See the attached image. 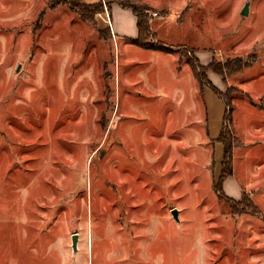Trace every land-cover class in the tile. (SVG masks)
Segmentation results:
<instances>
[{
  "label": "rangeland",
  "instance_id": "1",
  "mask_svg": "<svg viewBox=\"0 0 264 264\" xmlns=\"http://www.w3.org/2000/svg\"><path fill=\"white\" fill-rule=\"evenodd\" d=\"M114 1L81 0L102 40L50 0H0V264H264V0H136L168 55L113 37ZM187 51L248 66L207 75L234 92L223 200L227 107Z\"/></svg>",
  "mask_w": 264,
  "mask_h": 264
},
{
  "label": "trees",
  "instance_id": "2",
  "mask_svg": "<svg viewBox=\"0 0 264 264\" xmlns=\"http://www.w3.org/2000/svg\"><path fill=\"white\" fill-rule=\"evenodd\" d=\"M120 9L124 11H130L136 19V29L138 32V38L136 41H132L131 44L143 51L160 53V54H172L174 51L165 48L161 44H150V41L153 39L156 40L155 35L151 31V19L150 15L153 13V10L142 3L136 0H115L113 2ZM59 8H66L71 14L75 15L80 22L83 24L93 27L97 31L98 36L105 40V31H101L99 28L98 18L104 15V6L102 3L88 6L81 2V0H50L49 9L55 11ZM183 54V53H182ZM182 58L187 61L195 81L199 84L200 88L211 90L219 99H221L224 105L227 107L224 117V124L222 129V134L220 138V144L223 146L224 158L222 162L221 176L219 182L215 185L214 190L219 199H225L222 186L224 180L231 175L232 170V150L234 147L227 140L226 134L228 129L232 126V113L230 111L232 96L234 92H228L226 95H222L219 91L213 88L207 80V75L213 73L216 76L224 78L225 75H236L243 70L248 68L247 65H242L241 63H227L225 65L215 64L208 67H202L197 61L193 52H185L182 55ZM256 213V212H255Z\"/></svg>",
  "mask_w": 264,
  "mask_h": 264
},
{
  "label": "crops",
  "instance_id": "3",
  "mask_svg": "<svg viewBox=\"0 0 264 264\" xmlns=\"http://www.w3.org/2000/svg\"><path fill=\"white\" fill-rule=\"evenodd\" d=\"M102 2H100V3H102ZM125 13L132 14L130 11H124V10L120 9L119 7H113L110 10L109 15H111L110 16L111 21H112L111 22V25H112L111 31L113 32V35H114L113 37L118 38L120 40H125V41H131V42L136 41L138 38V32L136 29V24H137L136 19L134 17V20H135L134 28L130 32H127L126 27H125ZM169 56H172V55H169ZM177 61L179 64L187 63V61L185 59L180 58V57L178 58Z\"/></svg>",
  "mask_w": 264,
  "mask_h": 264
},
{
  "label": "water",
  "instance_id": "4",
  "mask_svg": "<svg viewBox=\"0 0 264 264\" xmlns=\"http://www.w3.org/2000/svg\"><path fill=\"white\" fill-rule=\"evenodd\" d=\"M249 7H250V3H247L243 9V11L241 12V17L243 18H247L249 16ZM172 218L174 219V221L179 224V220H178V212L177 211H173L171 213ZM77 244H78V236H74L72 238V251L74 254L77 253Z\"/></svg>",
  "mask_w": 264,
  "mask_h": 264
},
{
  "label": "built area",
  "instance_id": "5",
  "mask_svg": "<svg viewBox=\"0 0 264 264\" xmlns=\"http://www.w3.org/2000/svg\"><path fill=\"white\" fill-rule=\"evenodd\" d=\"M110 25V24H109Z\"/></svg>",
  "mask_w": 264,
  "mask_h": 264
}]
</instances>
